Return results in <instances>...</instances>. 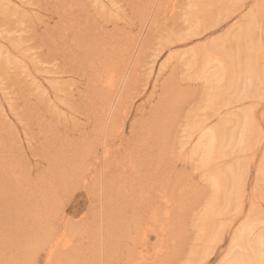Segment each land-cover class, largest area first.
I'll return each instance as SVG.
<instances>
[{
	"label": "rangeland",
	"instance_id": "374dc122",
	"mask_svg": "<svg viewBox=\"0 0 264 264\" xmlns=\"http://www.w3.org/2000/svg\"><path fill=\"white\" fill-rule=\"evenodd\" d=\"M249 14L264 48V0H0V264H45L28 245L38 221L62 213L75 240L58 252L62 264H133L130 251L141 248L147 259L138 264L227 257L229 230L250 209L264 219V61L254 96L219 110L251 111L255 140L209 165L192 154L197 138L187 130L191 119L216 122L204 107L214 68L191 61L211 45L234 51L236 37L243 47ZM231 61L237 76L240 61ZM106 67L117 73L113 90L99 82ZM228 165L240 166L242 205L203 219L222 197L210 175Z\"/></svg>",
	"mask_w": 264,
	"mask_h": 264
},
{
	"label": "bare ground",
	"instance_id": "6f19581e",
	"mask_svg": "<svg viewBox=\"0 0 264 264\" xmlns=\"http://www.w3.org/2000/svg\"><path fill=\"white\" fill-rule=\"evenodd\" d=\"M232 6H234L232 10L233 12L235 11H237L238 13L241 12V9L237 8L240 7L241 5L236 4ZM257 17L258 16H255L254 14H249L246 16V18H250V23L243 30V36L245 35L246 37L244 36L242 39L244 38L248 39V42L243 47H241L242 46L241 37H236L238 43L236 44V48L234 51L227 52V51L213 49L214 48L213 45L208 46L201 51H194L195 58L191 61L192 66L206 65L207 67L214 68L211 74L208 77H206L208 99L205 102L204 107L206 110H208V112L212 114V116L213 115L216 116L217 118L216 122L214 124H209L207 121L201 118L191 119L189 122L190 125L189 129L187 130L188 136H191L193 134L196 135L197 142L194 143L195 147L192 149L194 150L192 154L197 155L198 152L201 151L200 160L203 165H209L218 156H228L233 152V150L236 147H241V148H246L247 146L249 147V145L252 144V142L256 138L253 135V129H255L256 126L254 120L252 119L251 111L248 110L247 112H244L242 114L239 112H238L239 114L233 112L229 113L230 112L229 111L224 114H221V111L219 110L227 105L228 107H230L232 104H234V102H240L241 100H243V98L245 97L247 98V96L248 97L254 96L253 90L255 87L253 86H255L254 83L257 79V76H259V70H261V65H259L258 63V61L260 62L259 57L261 56V59L263 58L264 61V48L261 45H259L260 48L257 47L258 45L252 39L253 32L257 24L259 23ZM243 48L245 54L243 55L244 60H242L241 62L240 49L243 50ZM109 52L110 51H108V53ZM200 54H204L205 57L202 58ZM231 58L233 59V63L234 61L236 62L240 61L238 63V65L240 66L239 68L240 74L237 76H233L232 69L229 68L227 65V63L229 62L232 63ZM258 65L260 67L259 69H258ZM201 69L204 72L202 67ZM100 74L101 77L99 78L100 75L98 73L99 75L98 78L99 79L102 78L101 81H99L100 84H102L108 90H113V87L115 85V78L117 75L115 70H109V68L106 67L105 71L101 72ZM220 78L224 82L217 85V87H214L213 83L215 81H218V79ZM240 83H242V85H240ZM159 133L161 139H164L162 136L166 133L165 129L163 128L160 129ZM165 136H167V134H165L164 137ZM107 152L108 151L105 147L102 154L103 159H105L104 157L106 156L105 154H107ZM239 168H240L239 165L236 166L228 165L224 170V172H216L210 175V179L213 183L215 193L217 194V196L220 195L222 197H220L219 200L216 198L214 200L209 201L210 207L207 206V209L209 208V211L207 210V212H205V214L208 215L205 216L202 215L201 218L207 219L208 221L213 220V218L216 217V215L224 211L223 208H226L225 211H228L230 209V205L233 204L234 202H236L235 204L236 207L238 208L239 206L241 207L242 201L244 200L243 196L245 194H243L244 189L242 186V177ZM89 173L90 171L88 172V174ZM85 180H86L85 184L87 185L89 182H91V180H93V178L89 177L86 178ZM60 181L63 182V187L67 186L68 182L66 180L61 179ZM161 197L165 199L163 200V202L164 201L166 203L171 202L173 204V201L170 200L171 197L169 198V195L167 197L169 198L170 201L166 198L165 194L161 195ZM27 208L28 206L22 207V209H27ZM23 211L25 212H23L22 215L28 212L27 210H23ZM35 213H40V212L36 210ZM169 213L172 212L169 211ZM169 213H166L163 216H168ZM36 216H37L36 214L31 215L30 217L31 223L35 222L34 219L36 218ZM157 217L159 216H157L154 210H152L149 216L151 220L150 222L157 220L158 219ZM37 219L39 220L40 218ZM258 219L261 220L260 222L262 223L263 226L264 219L259 218L257 216V213H255L254 209H250L249 212L247 213L246 218L242 221V223L236 227L234 226L235 228L233 227L231 228V230H229L230 231L229 248L227 249L226 252V254L228 253V255L227 257L225 256L224 259L219 264H264V231L258 229V224H261L258 221ZM142 222L143 220H141V218H138V224H137L138 227H140ZM163 226L164 227H161V229L166 228L165 225ZM219 229H217V231L215 229L216 232L214 233V236L217 238V240L221 235ZM210 232L212 233V231ZM74 242L75 240L73 239V235L68 233L67 221L65 220L64 214L62 213L57 218L56 223L48 220L43 222L38 221L37 231L35 232L34 240L28 245V250L33 255H36L39 251H42L44 254L45 264H62L61 261L64 258L61 255H59L58 252L65 251L67 248L72 247ZM213 242L214 240L212 241V243ZM136 251L135 250L130 251L129 254L130 262H133V264H138L137 261L144 262L147 258L146 259L144 258V254L142 253L143 251L142 248L141 250L139 249V251L138 250ZM233 251L235 252L240 251L241 253L238 252L235 253ZM73 264H78V263H73ZM81 264H96V263L94 259L91 262H89L88 260L86 262H82Z\"/></svg>",
	"mask_w": 264,
	"mask_h": 264
}]
</instances>
